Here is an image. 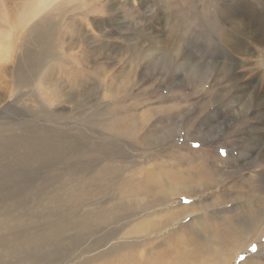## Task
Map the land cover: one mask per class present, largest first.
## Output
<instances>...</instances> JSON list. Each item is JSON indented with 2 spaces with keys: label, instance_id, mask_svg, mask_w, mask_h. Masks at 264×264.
Instances as JSON below:
<instances>
[{
  "label": "rangeland",
  "instance_id": "374dc122",
  "mask_svg": "<svg viewBox=\"0 0 264 264\" xmlns=\"http://www.w3.org/2000/svg\"><path fill=\"white\" fill-rule=\"evenodd\" d=\"M39 1L0 0V264H94L109 243L125 247L128 236H109L129 219L100 209L134 200V222L161 210L143 175L158 163L151 176L171 170L191 193L159 232H185L168 244L179 238L184 264L205 262L211 234L237 227L248 197L264 209L248 135L259 118L235 120L264 107V0H46L18 26ZM237 75L248 84L233 106ZM262 243L264 231L231 264L264 258Z\"/></svg>",
  "mask_w": 264,
  "mask_h": 264
},
{
  "label": "bare ground",
  "instance_id": "6f19581e",
  "mask_svg": "<svg viewBox=\"0 0 264 264\" xmlns=\"http://www.w3.org/2000/svg\"><path fill=\"white\" fill-rule=\"evenodd\" d=\"M130 1H132V0H130ZM46 3H47L46 0H41V1H39V3L37 5L34 4L33 6H31V8L28 9L29 11L27 13H26L27 10L23 11L22 17H21L20 21L18 22V26H22V24L26 20H29V19H32V18L36 17L44 8H46V6H44ZM248 31L250 32V30L248 28H246V29H243L242 33L246 34V32H248ZM234 40H236V39H234ZM250 41H252V40H250ZM8 44H9V42H5L1 49L6 48L8 46ZM235 45H237V44H235ZM236 48H237V51H236L237 56L238 55L239 56H243L244 54H247L248 52H250V54H252V52H251L252 48H250V47H247V49H243L244 47L241 48L239 45H237ZM241 60H244V58H241ZM245 60H247V59H245ZM238 76L239 75H237V77H234L235 80H236L235 83L233 82L234 83V90L231 89L232 90L231 91V98L233 99V101H232L233 106H238V105H240L242 103V102L240 103L239 100H238V98L240 97V91L242 89L244 90L246 88L247 84H248L247 81L242 80V77H241L242 75L239 78H238ZM252 82H254V81H251V83ZM240 88H242V89H240ZM262 91H264V87L261 88V90L259 92H262ZM236 102H238V103H236ZM255 104H256V106H259L261 104L260 100L256 99L255 100ZM261 110H264V107L262 109H255V108L253 109L252 106H251V107H248L247 109L245 108V110L239 109L236 112V114H238V116L235 117V120L236 121L239 120V118H240L239 116H243V118L246 119V120L247 119H252V118H254V119L259 118L257 120V123L254 124V126H253L254 131L248 133L249 141L253 145H255L257 147V149L255 150L253 148L254 150L253 149H249V150L250 151L252 150L251 153H253V154L255 153L256 154L257 162H255V163H257V165H259V166H263L262 173L264 174V112H262ZM208 117H210V115ZM190 162L191 161H189V163ZM187 163L188 162H186V164ZM196 164H198V163H196ZM154 166L157 167V168H160V169H162L161 167H163L159 163L155 164ZM153 167L145 168L146 171L144 173V170H143V175L148 178L147 180L150 179V181L154 182V185H151V186H153L155 188V192L152 195V202H153V204L154 203H158L161 206V210H154L153 213H151V215H144V217H140L138 220H136L134 222V219L132 220V217L135 214H137V212L135 210L131 209V206L133 205L134 200L132 201V205H131V202L126 201L125 198H120V199L111 198L107 202L103 203L105 205H103L104 207H102L100 209L101 212H112L111 211L112 209H113V211H117V212H118V210H123V213H119V214L118 213L116 214V212H114V214H116L115 216L119 220H121V219H129V221H125L124 222V225L126 226L128 223H130L131 225L129 226V230H127V231H124L125 230L124 227H122L121 229H116L115 228L113 233H110V236H109V237H118L119 239L120 238H126L128 236L126 242L124 243V244H126V246L123 247L122 244H120L119 246H116L115 243H113V244L109 243L105 248L100 249L98 251V253L95 256L94 264H168L167 260L169 259V257L171 258V261H170L169 264H184L188 259H190L189 257L191 255H188L186 253H182L181 252L182 254H177L179 252V249H180V246H179L180 240H179V238H177L176 241L174 242L175 245L168 244V240H170V239H172L174 237H177V234L182 235V237H184L183 233H185V232H183V231H182V233L172 232L169 235H167L165 238L162 237L161 232H159L160 226H162L163 223L169 222V220L164 216L163 213H166V214L171 215V216L180 214V213L178 214L177 210L175 209V207H173V204H174L173 201L178 199L179 193L183 191V194H185V193L191 194L189 190L184 188L185 186L184 187L177 186L174 183L180 184V185L181 184L182 185H187L190 182V179L186 178V177H181V176L175 175L174 172H172L170 170L169 172H171V173L169 174V178L171 180L169 179V180L165 181V177L163 176L164 174H163L162 171H160L158 174H156L154 176H151L152 175V171H153ZM250 167H252V166H250ZM194 175H195V173H194ZM100 176H103V175L101 174ZM119 176L121 177V175H119ZM130 176H132V175H130ZM135 176L134 177L132 176V179L128 180L127 183H126V185L129 186L130 191H132V192L134 190L141 191V188H142L141 185H143L139 181V176H137V177H135ZM111 177H114V175L111 176ZM173 178H177L179 181L178 180L174 181V180H172ZM108 179H109V177H108ZM224 182H226V181H224ZM195 184L197 185V183H195ZM217 184H219V183H217ZM145 186L147 187V185H145ZM259 186L260 185H258V187ZM206 187H207V185H206ZM146 189H144V190H146ZM199 190H201V187H200ZM133 194H131V195H133ZM138 194L139 193L135 194V196H137ZM144 194H146V193H144ZM188 194H186V195H188ZM190 196H192V195H190ZM190 196H187V197H190ZM249 198L250 197H248L245 200L244 204H241L242 206L239 208L240 210H238V215H240V218H239V220H237L238 221L237 227H232L231 230L224 229V230H219V231L213 232L211 234V238H212V241L210 242L211 245L208 246V248H207L208 255L205 254L207 256L205 258V262H203V263H198L197 262V263H193V264H231L233 259H234V257H235V255L237 254V252L240 249H242L243 251H246L248 249V247L250 246V243L253 242V240H256V239L260 240V236L263 234V231H264V209H261V206L258 205L259 203L256 200V197H252V199H249ZM129 199L132 200L131 197ZM145 199H146V197H145ZM147 200H148V202H150V200L148 198H147ZM258 200H260V199H258ZM125 202H126V204H125ZM145 202H143V203H145ZM141 204L142 203H140L139 205H141ZM148 204H152V203H148ZM148 204H146V205H148ZM180 204H178L177 207L182 206V209L186 208V206L183 203H180ZM191 204H193V203H191ZM124 205L129 206L130 208H128V209H130V210L125 209V207L127 208V206H124ZM237 205H240V204H237ZM225 206H228V205H225ZM153 207H154V205H153ZM84 210H86V208ZM146 211H147V209H146ZM148 211L150 212L151 209L148 210ZM183 213L185 214V213H187V211H183ZM187 215H189V214H187ZM172 220H173V218H171V221ZM194 222L195 223L194 224H190V226L194 227L195 224L198 225L197 221H194ZM201 224L203 225L202 221H201ZM217 225L218 224H216L215 226H217ZM220 225H222V224H220ZM180 228H182V227H180ZM186 228H187V226H186ZM201 228H202V230L204 229L203 227H201ZM161 229H163V228H161ZM195 230L198 231V228H196ZM202 230H201V232H202ZM232 231H236V232H232ZM252 231H253L254 234L252 236H250V233ZM187 235H188V237L190 239H193L192 236H189V234H187ZM207 236H208V234H207ZM209 236H208V238H209ZM118 238H117V241L119 242ZM131 238L134 239L133 246L134 245L135 246L130 248V247L127 246V242ZM183 243H184V246H185L186 241L183 240ZM127 247H128V249H127ZM260 248H262L263 249L262 251L264 252V244L263 243H262ZM187 253H189V252H187ZM202 254H204V253H202ZM202 256H204V255H202ZM166 257H168L167 260H165ZM197 258H199V257H197ZM201 261H202V259H201ZM188 262H191V261H188ZM189 264H192V263H189ZM244 264H246V261H244ZM252 264H264V258H261V259L256 258L255 262H253Z\"/></svg>",
  "mask_w": 264,
  "mask_h": 264
}]
</instances>
